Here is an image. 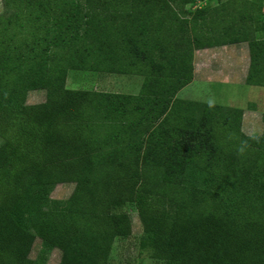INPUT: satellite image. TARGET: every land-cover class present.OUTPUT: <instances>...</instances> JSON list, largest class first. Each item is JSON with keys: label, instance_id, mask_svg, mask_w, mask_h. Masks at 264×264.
I'll use <instances>...</instances> for the list:
<instances>
[{"label": "trees", "instance_id": "trees-1", "mask_svg": "<svg viewBox=\"0 0 264 264\" xmlns=\"http://www.w3.org/2000/svg\"><path fill=\"white\" fill-rule=\"evenodd\" d=\"M175 1L1 0L0 264H33L35 239L57 264H107L125 203L161 264H264V99L249 137L237 109L174 98L189 50L240 42L244 84L264 87V0ZM67 68L135 72L140 92L68 89ZM60 183L69 198L49 199Z\"/></svg>", "mask_w": 264, "mask_h": 264}, {"label": "rangeland", "instance_id": "rangeland-1", "mask_svg": "<svg viewBox=\"0 0 264 264\" xmlns=\"http://www.w3.org/2000/svg\"><path fill=\"white\" fill-rule=\"evenodd\" d=\"M205 4L215 5L216 0H202L193 3H184L178 0L171 3V6L176 13L180 14L181 12L193 9L198 5L202 6ZM262 4L264 5V1ZM18 37H22V33L17 34L13 39ZM243 46L244 45H242L238 51H243L245 47ZM167 48L172 49L173 46L170 45ZM226 48H231V46L229 47V45H227ZM242 62L240 64H242ZM211 66L215 67L213 70L220 69L221 71L224 63L221 65L218 61L213 63V65L210 64L208 67ZM244 68L245 64H242L240 69L243 70ZM222 71L224 70L222 69ZM65 75L66 88L79 89V84L84 87H89L92 86L94 80H96V88H101L97 77H79L82 75V71L67 68L65 70ZM236 78L240 80L242 77ZM230 79L232 78L194 77L193 82L186 86V88L182 89V91H187V93L190 92L191 101L237 109L239 112L238 129L240 132L249 137H256L260 134L263 126L261 112L264 99V87L250 86L244 83L231 85L224 82H218L219 80L223 81ZM135 83H137L135 78L108 77V82L103 88L106 90L119 89L120 91L129 92L134 90L131 86ZM44 98V90H29L25 94L23 104L25 106L37 105L42 103ZM1 141L0 138V143ZM72 189L73 183L56 184L50 189L48 197L51 200L66 201L69 198ZM119 211L129 213L131 230L129 235L121 239H116L112 243L107 264H161L160 260H155L150 256V251L146 246L147 236L142 232L137 212L133 204L125 203L119 208ZM41 249H43L42 245L37 239H35L27 256L33 264H57L59 259V251L57 249H45L43 253L40 252Z\"/></svg>", "mask_w": 264, "mask_h": 264}, {"label": "crops", "instance_id": "crops-1", "mask_svg": "<svg viewBox=\"0 0 264 264\" xmlns=\"http://www.w3.org/2000/svg\"><path fill=\"white\" fill-rule=\"evenodd\" d=\"M0 9L1 12L2 11L1 0H0ZM227 45H229V47L231 46V48H226ZM242 45L245 46V47L243 46L245 50L243 49V51H238V49L240 50ZM142 57H143L142 54H136L135 57L126 55L123 57V60H125V62L134 60L136 63H138L140 60H142ZM100 59H102V62L108 63L109 57L107 55H104V56H96L94 58V60H100ZM187 60L189 65V71L191 74V80L187 84L182 86L179 90H177V92L174 94V98L180 101H191L190 92L187 93V91L184 90L182 91V89L190 85L193 82L194 77H231L232 79L230 80H223V81L219 80L218 82H224L226 84H231V85L244 83V77L248 66L247 46L246 43L240 42L234 44L214 46L211 48H202L193 51L189 50ZM218 61L221 63V65L222 63H224V66H222V69L224 71H222V69L221 71L220 69L213 70L215 68L214 66L208 67L210 64L213 65V63H216ZM241 62L242 64H245V68L243 70L240 69V66H242V64H240ZM98 63L100 62L98 61ZM76 71H82V75L79 77H84V76L94 77V78L97 77L101 88H96L97 86L96 80H94L92 86L84 87L81 86L80 84L79 85L77 84L79 89H72V90L102 91L113 94H125V95L135 96L138 95L140 92L139 90L143 79V76L141 74H137L135 72L116 73V72H102V71H90V70H76ZM108 77L135 78L137 83L131 86V88L134 90L129 92L120 91L119 89L106 90L103 87L108 82ZM236 77H242V78L238 80Z\"/></svg>", "mask_w": 264, "mask_h": 264}, {"label": "built area", "instance_id": "built-area-1", "mask_svg": "<svg viewBox=\"0 0 264 264\" xmlns=\"http://www.w3.org/2000/svg\"><path fill=\"white\" fill-rule=\"evenodd\" d=\"M263 13H264V9H263Z\"/></svg>", "mask_w": 264, "mask_h": 264}, {"label": "clouds", "instance_id": "clouds-1", "mask_svg": "<svg viewBox=\"0 0 264 264\" xmlns=\"http://www.w3.org/2000/svg\"><path fill=\"white\" fill-rule=\"evenodd\" d=\"M258 139V138H257Z\"/></svg>", "mask_w": 264, "mask_h": 264}]
</instances>
